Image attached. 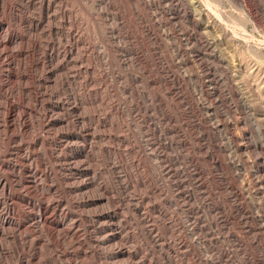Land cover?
<instances>
[{"label":"rangeland","instance_id":"obj_1","mask_svg":"<svg viewBox=\"0 0 264 264\" xmlns=\"http://www.w3.org/2000/svg\"><path fill=\"white\" fill-rule=\"evenodd\" d=\"M0 43V264H264V0H0Z\"/></svg>","mask_w":264,"mask_h":264},{"label":"bare ground","instance_id":"obj_2","mask_svg":"<svg viewBox=\"0 0 264 264\" xmlns=\"http://www.w3.org/2000/svg\"><path fill=\"white\" fill-rule=\"evenodd\" d=\"M1 44V43H0ZM6 185V184H5ZM45 218V216H44ZM3 220V219H2ZM9 221V218L8 217H5L4 220H3V223H7Z\"/></svg>","mask_w":264,"mask_h":264}]
</instances>
